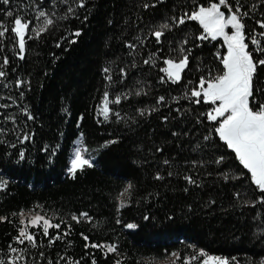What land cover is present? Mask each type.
<instances>
[{
	"label": "trees",
	"instance_id": "1",
	"mask_svg": "<svg viewBox=\"0 0 264 264\" xmlns=\"http://www.w3.org/2000/svg\"><path fill=\"white\" fill-rule=\"evenodd\" d=\"M13 2L15 4L16 0ZM192 2L164 0L154 9L143 10L138 6L140 0H90L91 14L87 21L82 17L72 19L64 22L63 27L46 33L40 41H28L25 61L14 58L10 51L12 46L5 42L6 49L0 55H8L17 69L15 73L10 72V78L31 81V90L25 89L23 104L35 120H26L15 105L7 110L0 108V113L7 111L19 116L15 126L17 133L21 130L33 133L32 138L23 143L12 132L0 135V141L9 142L0 143V177L9 182L7 189L0 190V215L8 216L12 221L0 222V256L16 234L15 225L21 209L42 212L51 217L53 223L60 219L72 223L73 232L67 239L74 244L68 248V254L77 259L84 252L80 232L88 234L92 241L117 243L120 256L110 254L106 259L100 250H92L98 264H113L117 258L123 264H147V260L163 259L174 251L184 257L193 253L188 245H195L197 250L204 248L211 255L235 256L241 264H247L249 260L256 262L264 256V240L253 235L256 228L252 220L255 213L264 212V209L239 206L231 183L225 186L219 170L212 172L218 166L193 169L190 163H184L208 158L205 155L207 149L197 150L196 147L205 143L200 139L203 125L197 128L195 124H184L182 126L191 128V134L179 141L169 137L165 143L159 114L145 119L136 117L135 108L147 107L154 102L151 95L133 97L131 102L123 101L120 106H114L120 112L119 121L113 117L104 122L97 114L105 84L101 69L113 60L116 61L113 67L128 62L130 58L122 43L137 34L138 26H144L138 18L142 17L144 23L159 22L173 10L179 14ZM81 13L88 14L83 10ZM65 28H82L83 32L75 38L76 43L61 41V47L57 48L55 42L66 34ZM189 28L195 31L192 23ZM150 50L151 47L146 46L144 52L136 54V60L142 61ZM217 50H226L222 41H205L201 48L194 49V55L211 65ZM129 71L132 74L127 80L128 85L138 87L137 79L154 81L158 68L150 73ZM197 76L196 72L187 74L193 81ZM10 91L17 94L14 89L0 86V95L6 96ZM153 91L163 94L160 88ZM140 99L144 103H140ZM5 102L11 103L0 100V104ZM160 111L167 114L166 108ZM81 115L83 120H80ZM134 117L139 123L134 122ZM0 126L12 127L10 122L4 123L2 116ZM81 131L85 134L83 142L94 154L95 166L78 172L73 178L67 173L69 156ZM106 140L115 142L104 146ZM57 144L59 148H56ZM45 146L47 152L43 150ZM157 147H163L164 151L157 152ZM19 151L25 153L23 161L18 159ZM164 159H169L170 165H165ZM157 171L164 177L162 180L155 179ZM168 171L174 174L168 176ZM224 171L234 172L235 167L224 168ZM208 172L212 174L208 175ZM184 174L194 175L201 186L188 185L183 180ZM128 182L135 185L131 203L117 213L119 201L115 197ZM233 204L237 206L233 207ZM81 211H87L93 222L82 220L77 224L70 220V213ZM13 212L17 213L16 217L11 216ZM144 216L149 219H143ZM117 219L120 224L116 223ZM92 223L96 224L95 228ZM128 223L137 227L129 229ZM64 226L62 224L61 230ZM56 231L60 230L50 229V234ZM65 247L66 243L58 241L53 248L44 250L46 256L58 259L56 253L63 254ZM35 259L41 264L38 255ZM28 260L32 264V254Z\"/></svg>",
	"mask_w": 264,
	"mask_h": 264
},
{
	"label": "snow or ice",
	"instance_id": "2",
	"mask_svg": "<svg viewBox=\"0 0 264 264\" xmlns=\"http://www.w3.org/2000/svg\"><path fill=\"white\" fill-rule=\"evenodd\" d=\"M163 2L164 0H140L138 6L148 10ZM89 5L90 0H16L15 4L13 0H0V53L5 51L7 41L12 46L10 51L14 58L25 61L28 41H40L46 33L63 27L64 22L72 19L82 17L83 21H87L91 14ZM81 10L88 14L82 15ZM138 19L144 26H138L137 34L122 43L130 58L128 62L124 66L113 67L116 64L113 60L101 69L105 84L97 114L103 117L104 122L113 117L119 121L120 112L114 106H120L123 101L131 102L133 97L151 95L154 102L147 107L135 108L136 117L145 119L154 113L159 114L165 143L169 137L179 141L190 135L191 128L182 126L184 124H195L197 128L203 125L204 131L200 139L205 143L196 147L197 150L207 149L205 155L208 158L186 160L184 163H190L193 169L197 166L204 168L205 165L218 166L212 172L219 170L220 179L225 186L231 183L239 206L264 209V0H193L179 14L173 10L172 14L162 17L159 22L144 23L142 17ZM189 23H192L195 31L189 28ZM82 32V28H65L66 34L55 42V46L61 47V41L76 43L75 38ZM205 41H222L223 46H226L225 51L217 50L214 53L211 65L206 64L202 57L194 55V49L201 48ZM146 46H150L152 50L145 53L142 61H137L136 54L144 52ZM140 64L148 67H140ZM157 68L155 82L137 79L135 84L138 87L128 85L127 80L132 74L129 69L150 73ZM16 71L12 59L8 55H0V86L14 89L17 93L14 95L10 91L6 96L0 95V100L11 102L0 104V108L7 110L15 105L26 120L33 121L35 116L23 104L25 89L31 90V81L19 77L10 78V72ZM190 72L198 73L195 81L187 78ZM155 88L162 89L163 94L155 93ZM110 89L113 91L110 92ZM139 102L144 103L143 99ZM161 108H166L167 114L162 113ZM0 116L5 124L10 122L12 125L10 128L0 126V135L12 132L21 143L32 138L33 133L30 131L16 132L18 115L5 111ZM133 119L139 123V119ZM80 120H83V115ZM165 125L168 127L165 128ZM79 126L78 124L77 127ZM84 135L81 131V143L74 148L70 167L67 169L73 178L78 172L95 166L94 160L86 155L89 148L83 142ZM114 142L106 140L104 146ZM0 143L9 142L5 140ZM59 147L57 144L56 148ZM43 150L47 152V146ZM155 150L161 153L164 151L163 147ZM54 154L55 149L52 151V155ZM18 159H25L23 151L18 152ZM163 163L170 165V160L164 159ZM232 166L235 167L234 172L224 171V168ZM212 172L207 174L211 175ZM173 174L172 171L167 173L168 176ZM176 175L179 176L180 173L177 172ZM163 178L157 171L155 179ZM183 180L188 185L201 186V182L192 174H184ZM8 183L7 179L0 177V190L7 189ZM134 189L135 185L128 182L117 194V213L131 203ZM184 191L187 192L188 188L185 187ZM211 203L215 204V200ZM237 204H233V207ZM36 207L42 208L40 205ZM11 216L16 217L17 213L13 212ZM143 219L147 220L149 217L144 216ZM70 220L79 224L82 220L93 222V217L87 211L72 212ZM252 220L256 228L253 235L264 240V212L255 213ZM0 222L12 221L8 216L0 215ZM116 223L120 224L121 221L117 219ZM62 224L65 226L61 230ZM15 227L16 234L7 244L6 252L0 256V264H29L30 254L33 255L32 264H37V255L41 264H98L92 250H100L106 259L110 254L121 255L117 243L92 241L85 232L79 233L84 241L83 255L79 259L69 255L68 248L74 241L67 237L73 232V224L63 219L53 223L51 217L39 211L29 210L26 216L21 209ZM92 227L95 228L96 224L92 223ZM126 227L134 229L137 225L128 223ZM32 228L37 231H32ZM50 229L60 231L50 234ZM58 241L67 245L63 254L57 252L58 259L46 256L44 249L53 248ZM188 247L193 249L191 255L182 257L178 252L171 253L175 257L173 264H241L235 256L211 255L204 248L197 250L195 245ZM33 250H36L35 253ZM113 264H123V261L117 258ZM247 264H264V256L256 262L249 260Z\"/></svg>",
	"mask_w": 264,
	"mask_h": 264
},
{
	"label": "rangeland",
	"instance_id": "3",
	"mask_svg": "<svg viewBox=\"0 0 264 264\" xmlns=\"http://www.w3.org/2000/svg\"><path fill=\"white\" fill-rule=\"evenodd\" d=\"M225 49H226V46H224ZM81 143V139L80 137L74 142L73 146H72V149L70 151V156H69V165L68 167H70V161H71V158L74 154V148L76 146H78L79 144ZM86 155H89L93 160H94V154L91 153L89 151V153H86ZM68 169V168H67ZM68 173V171H67ZM69 174V173H68ZM71 175V174H70ZM28 212L29 211H25V215L27 216L28 215ZM35 212V211H33ZM32 229H36V228H32ZM175 260V257H172L171 255L166 257V258H163V259H151V260H147V264H173V261ZM178 264H182V262H178Z\"/></svg>",
	"mask_w": 264,
	"mask_h": 264
}]
</instances>
